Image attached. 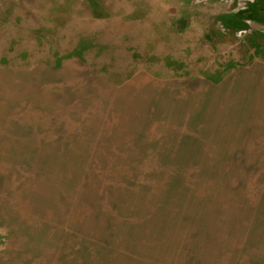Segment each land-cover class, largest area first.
I'll list each match as a JSON object with an SVG mask.
<instances>
[{
	"label": "rangeland",
	"instance_id": "1",
	"mask_svg": "<svg viewBox=\"0 0 264 264\" xmlns=\"http://www.w3.org/2000/svg\"><path fill=\"white\" fill-rule=\"evenodd\" d=\"M0 264H264V0H0Z\"/></svg>",
	"mask_w": 264,
	"mask_h": 264
}]
</instances>
